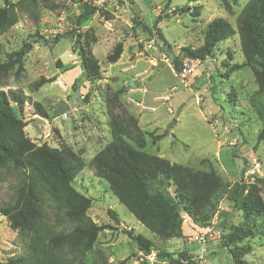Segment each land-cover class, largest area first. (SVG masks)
<instances>
[{"label":"rangeland","instance_id":"obj_1","mask_svg":"<svg viewBox=\"0 0 264 264\" xmlns=\"http://www.w3.org/2000/svg\"><path fill=\"white\" fill-rule=\"evenodd\" d=\"M48 1L53 7L38 0L37 23L20 13L18 22L0 35V63L24 49L21 64L0 76V91L20 90L27 96L23 112L12 107L26 123L24 133L33 143L70 149L83 163L72 185L91 201L87 214L105 229L82 263L140 264V253L150 251L161 264L176 260L187 264L183 254L204 264H264V137L258 140L264 118L254 106L258 86L248 67L229 72L244 62L237 35L217 44L204 61L183 58L181 52L200 47L215 18L227 20L235 29L247 0H93L95 13L79 27L83 0ZM74 29L81 35V45L98 61L100 79L81 75L72 37L57 40ZM118 43L122 53L110 63L108 57ZM176 60L181 69L189 63L194 70L182 78L174 69ZM42 79L48 82L34 85ZM60 102L68 109L55 117ZM37 117L45 121L38 124L41 132L32 127ZM113 132L137 150L214 175V195L200 215L189 218L180 207V216L188 219V224L181 222V237L151 233L94 175L90 161L111 141ZM164 132L166 136L158 139ZM20 180L19 172L0 169V204L14 197ZM240 187L244 191L236 206L230 195ZM166 190L175 199L173 187ZM108 209L116 213L117 222ZM212 224L219 231L215 240L193 239ZM30 229L13 227L0 215V262L25 252ZM130 229L150 242L148 250H140L128 237ZM70 230L71 226L64 228L57 256L62 264H80L73 255Z\"/></svg>","mask_w":264,"mask_h":264},{"label":"trees","instance_id":"obj_2","mask_svg":"<svg viewBox=\"0 0 264 264\" xmlns=\"http://www.w3.org/2000/svg\"><path fill=\"white\" fill-rule=\"evenodd\" d=\"M83 1V12L77 17L78 27L96 11L93 0ZM43 2L46 8L53 7L50 1ZM39 10L38 0H4V6L0 7V35L18 22L20 13L37 23ZM235 35L238 36L244 62L234 65L229 72L243 67L251 70L258 86L254 106L260 109L264 118V0H247L235 19V29L223 18L210 21L203 44L196 49L183 48L182 57L204 61L211 56L217 44ZM80 36L78 29H74L59 35L57 40L72 37L80 58L81 75L86 79H100L98 61L81 45ZM121 53L122 46L118 43L108 61L115 63ZM23 56L24 49H20L12 55L13 59L0 63V76L6 75L15 64L20 65ZM180 65L176 60L174 69L180 71ZM45 82L48 81L42 79L34 85ZM26 101L27 96L20 90L0 91V169L17 171L21 176L14 197L8 203L0 204V215L11 226L24 225L32 231L25 252L0 264H62L57 253L58 246L65 240L64 228L67 226H71L73 255L83 264V257L105 229L87 214L91 201L73 188L72 182L83 163L70 149L36 145L25 135L26 123L16 117L12 105L21 113ZM35 106L38 115L44 117L38 105ZM165 136L166 132L157 138ZM263 137L264 126L258 140ZM90 168L97 178L107 183L112 195L139 223L161 238L181 237V222L188 224V219L185 217L187 221H183L180 207L189 218L196 217L201 214L202 206L211 201L215 190L212 173L196 172L137 150L116 132L91 159ZM167 187H173L175 199L169 196ZM243 191L244 187H240L230 195L236 206L241 204ZM107 212L117 222L116 213L111 209ZM56 226L64 228L56 231ZM126 234L140 250L149 249L150 242L134 235L132 229ZM228 239L234 240V234ZM181 258L189 262L184 254ZM172 262L180 264L177 260Z\"/></svg>","mask_w":264,"mask_h":264},{"label":"built area","instance_id":"obj_3","mask_svg":"<svg viewBox=\"0 0 264 264\" xmlns=\"http://www.w3.org/2000/svg\"><path fill=\"white\" fill-rule=\"evenodd\" d=\"M104 0H98V2H101ZM194 68L190 66V64L185 63L184 67L180 69L179 74L182 78H186L187 75H189ZM183 221L186 222L185 216L182 217ZM219 236V231L216 230V225L212 224L211 226L207 227L206 230L202 232H197L194 236L193 239L199 243H206L211 240H215L216 237ZM140 264H161L159 261L158 256L155 253L149 252L147 253L146 251L144 253H140ZM163 263V262H162ZM187 264H204L203 261L200 259H191ZM206 264V263H205ZM208 264H217V263H208Z\"/></svg>","mask_w":264,"mask_h":264},{"label":"water","instance_id":"obj_4","mask_svg":"<svg viewBox=\"0 0 264 264\" xmlns=\"http://www.w3.org/2000/svg\"><path fill=\"white\" fill-rule=\"evenodd\" d=\"M68 109V105H66L64 102H60L58 105H57V108H56V111H55V117L59 116V115H62L64 114ZM38 124H40L41 126L45 124V121L40 118V117H37L34 119V121L32 122V127L38 131V132H41L42 130V127L38 128ZM150 251H147V253H149Z\"/></svg>","mask_w":264,"mask_h":264}]
</instances>
